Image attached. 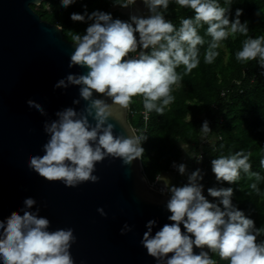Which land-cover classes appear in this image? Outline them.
Listing matches in <instances>:
<instances>
[{
  "label": "clouds",
  "instance_id": "clouds-1",
  "mask_svg": "<svg viewBox=\"0 0 264 264\" xmlns=\"http://www.w3.org/2000/svg\"><path fill=\"white\" fill-rule=\"evenodd\" d=\"M76 0H61L68 7ZM151 15L147 18L130 15V21L113 19L111 13L96 10L90 14L73 13V21H92L84 34H74L71 41L75 46L70 55L69 67L87 69L84 73H69L57 81L55 88L67 89L79 86V99L73 101L85 105L79 111L66 107L55 113L56 119L44 122L48 140L43 144V155H31L28 167L49 182L60 181L67 187L98 183L95 175L97 163L105 158L120 159L131 165L142 159L145 135H137L125 120V114L133 97H142L146 112L155 111L163 115L167 106L174 102L173 85L179 86L182 76L176 69L184 66V75L197 68L199 48L205 44L198 29L207 25L206 35L211 37L205 53V63H212L218 56L216 49L222 41L242 34L246 37L242 50L236 53L238 61L259 59L264 69V36H248L247 21L241 22L242 8H237L235 19H229L232 0H175L181 8L194 11V17L182 19L177 29L165 18L170 0H142ZM114 6L129 8L137 0H113ZM163 10V11H161ZM260 15V12L257 13ZM138 33V38L136 36ZM109 100L111 102H109ZM29 107L47 115L44 107L35 100L27 101ZM118 122L127 132L115 133ZM201 138L211 131L208 121L200 128ZM187 143L181 148L197 162L203 156L189 150ZM251 153L237 151L211 160L212 172L218 182L236 183L241 172L260 179L252 173L249 162ZM264 168V159L261 160ZM181 174L187 172L184 163L173 162ZM204 178L197 168L188 174V182L182 186L171 183L168 176L157 174L162 182L161 192L170 194L166 210L171 213L166 223L153 235L156 220H149L143 233L142 246L157 264H217L210 255H218L228 264H264V240L258 237L264 229L257 228L255 221L248 218L232 202L231 187H209L208 194L218 198L219 203L210 202L203 194ZM259 192L256 183L251 185ZM37 201L26 197L21 212L13 211L6 219H0V261L3 264H75L71 247L77 237L72 228L50 231L51 221L41 216L40 209L30 211ZM223 205L221 207L220 205ZM107 216L103 207L97 209ZM183 225L184 231H182ZM132 231L125 223L121 234ZM194 247L201 249L199 254Z\"/></svg>",
  "mask_w": 264,
  "mask_h": 264
},
{
  "label": "water",
  "instance_id": "water-1",
  "mask_svg": "<svg viewBox=\"0 0 264 264\" xmlns=\"http://www.w3.org/2000/svg\"><path fill=\"white\" fill-rule=\"evenodd\" d=\"M44 1L0 0V219L13 211L23 214L25 198L32 197L37 204L30 211L39 208L51 221L50 231L74 229L77 240L70 251L75 264H157L141 240L149 220L157 222L153 235L173 223L166 210L170 195L149 185L142 159L124 165L120 159L105 158L94 173L100 181L77 187L49 182L28 167L31 155L44 154V122L56 119L55 113L66 107L79 111L85 105L83 100L73 103L80 98L79 86L54 87L69 73L87 69L69 67L74 44L60 25L43 19L32 7ZM29 99L40 103L47 115L29 107ZM130 113L129 107L126 123L140 135L129 121ZM112 122L117 135H127ZM100 207L106 217L97 211ZM125 223L132 231L121 234ZM200 251L194 247V252Z\"/></svg>",
  "mask_w": 264,
  "mask_h": 264
},
{
  "label": "trees",
  "instance_id": "trees-1",
  "mask_svg": "<svg viewBox=\"0 0 264 264\" xmlns=\"http://www.w3.org/2000/svg\"><path fill=\"white\" fill-rule=\"evenodd\" d=\"M44 3H48V7ZM219 3L223 7L228 6L225 0H219ZM32 7L43 19L60 25L68 40L74 34H84L92 23L87 20L73 21V13L84 14L87 11L90 14L100 10L111 13L113 19L130 21L127 10L114 6L113 0H76L68 7H63L61 0H45L41 5ZM237 8L243 9L240 19L242 23L247 21L248 36H264V0H232L228 14L230 20L235 19ZM258 12L260 15H257ZM164 15L178 29L182 19L194 17L195 13L170 0ZM206 29L207 25L198 29V34L205 40L204 45L198 46L200 63L186 75L183 65L176 69L182 80L179 86H172L175 100L167 106L163 115L150 112L145 125L140 113L143 108L142 97L132 99L130 110L139 113L129 114L130 123L133 127L138 125L135 128L141 131L147 128L144 133L147 138L142 143L143 172L148 180H154L157 174L171 170L173 162L181 161V142L195 146L197 155H201L202 150L203 160L195 161L204 176L200 183L204 185L205 197L210 202L219 203V199L211 197L207 189L233 188V204L253 219L257 228L264 229V168L260 163L264 159V69L259 66L258 58L247 62L236 59V53L242 50L243 41L248 38L239 33L235 38L229 36L222 41L216 49L219 54L215 60L210 64L205 63V53L211 41ZM204 121L209 122L211 131L207 138L202 139L200 128ZM237 151L251 153V172L258 173L259 180L243 172L240 180L233 184L216 180L211 160ZM253 183L257 184L259 192L251 188ZM220 206L223 207L222 204ZM258 240H264V233ZM210 256L217 264H228L211 251Z\"/></svg>",
  "mask_w": 264,
  "mask_h": 264
},
{
  "label": "crops",
  "instance_id": "crops-1",
  "mask_svg": "<svg viewBox=\"0 0 264 264\" xmlns=\"http://www.w3.org/2000/svg\"><path fill=\"white\" fill-rule=\"evenodd\" d=\"M133 14L143 16L145 18H147L148 16L151 15L150 11L143 4V2L141 0H137L136 5H134ZM201 147H203V145ZM195 149H196L195 146L189 147L190 151H195ZM200 156H202V150H201ZM179 163H184L187 166V172L184 175H181L177 170L173 169V166L171 167V170L163 172L160 174V175L168 176L173 185H178L180 183L181 178L188 179V174H190L192 171H195L198 168L196 165L195 159L190 158L188 153H186L184 150L182 153L181 161L177 162V164H179ZM159 183L163 184L162 182H159ZM204 193H205V190L203 189V194Z\"/></svg>",
  "mask_w": 264,
  "mask_h": 264
},
{
  "label": "built area",
  "instance_id": "built-area-1",
  "mask_svg": "<svg viewBox=\"0 0 264 264\" xmlns=\"http://www.w3.org/2000/svg\"><path fill=\"white\" fill-rule=\"evenodd\" d=\"M133 9L134 6H130L129 8H125V10H127V12L131 15L133 14ZM136 36L138 38V33H136ZM139 113V111L136 110H132V114H137ZM140 113L142 114V119L145 125H147L149 117H150V112H146L144 107L142 108V110H140ZM138 129V128H137ZM138 131L140 132V135H144V133L147 131V128L145 127L142 131L138 129ZM173 169L176 170V168L173 167ZM188 182V179L185 178H181L180 183L176 186H182L183 184H186ZM148 183L151 187L157 189L159 192H161V189L164 188L163 184H160L159 182L155 180H148ZM168 194L167 192H163ZM170 195V194H168ZM204 195L206 196V194L204 193Z\"/></svg>",
  "mask_w": 264,
  "mask_h": 264
},
{
  "label": "rangeland",
  "instance_id": "rangeland-1",
  "mask_svg": "<svg viewBox=\"0 0 264 264\" xmlns=\"http://www.w3.org/2000/svg\"><path fill=\"white\" fill-rule=\"evenodd\" d=\"M44 6H47L48 7V3H44ZM136 127H138V125H136Z\"/></svg>",
  "mask_w": 264,
  "mask_h": 264
}]
</instances>
